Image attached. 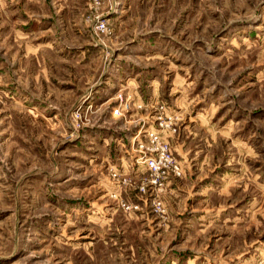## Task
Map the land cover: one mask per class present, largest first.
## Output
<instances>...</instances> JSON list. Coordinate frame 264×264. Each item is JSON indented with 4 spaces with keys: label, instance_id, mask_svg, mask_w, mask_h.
Returning <instances> with one entry per match:
<instances>
[{
    "label": "rangeland",
    "instance_id": "1",
    "mask_svg": "<svg viewBox=\"0 0 264 264\" xmlns=\"http://www.w3.org/2000/svg\"><path fill=\"white\" fill-rule=\"evenodd\" d=\"M0 264H264V0H0Z\"/></svg>",
    "mask_w": 264,
    "mask_h": 264
},
{
    "label": "built area",
    "instance_id": "2",
    "mask_svg": "<svg viewBox=\"0 0 264 264\" xmlns=\"http://www.w3.org/2000/svg\"><path fill=\"white\" fill-rule=\"evenodd\" d=\"M120 110L117 108L114 110V114L119 113ZM149 167L150 169L159 172L164 168H168V164H170L169 168H172V171L176 175H181L182 170L178 164H174L172 161V156L167 148L160 151L155 157L149 158Z\"/></svg>",
    "mask_w": 264,
    "mask_h": 264
}]
</instances>
